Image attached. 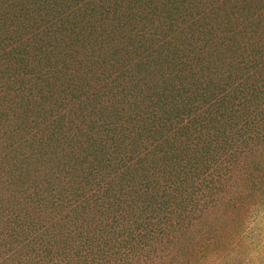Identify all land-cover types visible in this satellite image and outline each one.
<instances>
[{
  "label": "rangeland",
  "instance_id": "374dc122",
  "mask_svg": "<svg viewBox=\"0 0 264 264\" xmlns=\"http://www.w3.org/2000/svg\"><path fill=\"white\" fill-rule=\"evenodd\" d=\"M0 264H264V0H0Z\"/></svg>",
  "mask_w": 264,
  "mask_h": 264
}]
</instances>
